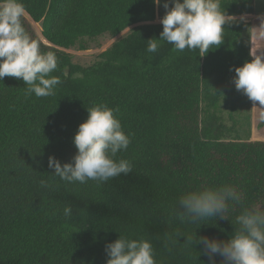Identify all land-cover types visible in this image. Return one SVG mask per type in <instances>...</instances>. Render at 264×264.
I'll list each match as a JSON object with an SVG mask.
<instances>
[{"label": "trees", "instance_id": "obj_1", "mask_svg": "<svg viewBox=\"0 0 264 264\" xmlns=\"http://www.w3.org/2000/svg\"><path fill=\"white\" fill-rule=\"evenodd\" d=\"M23 3L42 34L27 16L25 27L42 51L58 57L52 75L62 83L54 95L38 98L25 95L22 79L0 80V264H106L105 244L120 233L151 239L157 264H208L199 255L202 245H187L183 235L227 239L235 225L227 219L197 229L180 223L172 211L178 196L229 183L249 204H264V140H226L217 125H201L223 99L242 97L233 78L236 67L253 59L248 23L235 18L227 24L221 46L203 57L174 52L168 43L148 53V39L159 38L163 25L143 24L85 67L65 49L78 43L86 49L85 37L154 21V0ZM222 8L232 16L252 13L254 0H222ZM98 103L119 109L132 136L118 156L133 170L107 183L69 184L51 173L49 157L73 160V138L88 107ZM41 179L51 188H41ZM68 204L73 215L65 218Z\"/></svg>", "mask_w": 264, "mask_h": 264}, {"label": "clouds", "instance_id": "obj_2", "mask_svg": "<svg viewBox=\"0 0 264 264\" xmlns=\"http://www.w3.org/2000/svg\"><path fill=\"white\" fill-rule=\"evenodd\" d=\"M166 10L160 20L163 31L159 38L148 39L146 51L155 53L163 43L174 52L198 51L203 57L219 48L224 41L226 25L235 17L222 8V0H154ZM27 15L23 0H0V80L22 79L26 96L47 97L55 94L62 83L52 75L58 68V57L42 51L41 42L26 29ZM253 59L235 68V87L254 105L264 106V53L250 51ZM89 115L73 138L77 152L70 162L61 163L49 157L48 167L55 177L73 184L88 181L107 183L133 170L130 160L119 157L131 143L117 115L118 108L98 103L88 107ZM40 187L51 184L40 180ZM63 216L73 215V206L63 208ZM182 224H216L227 219L235 230L227 239L210 236L183 235L189 246L202 245L199 255L208 257V264H264V204H249L245 193L229 183L200 186L183 191L172 209ZM196 248V247H195ZM106 264H157L153 242L148 238L119 237L105 244Z\"/></svg>", "mask_w": 264, "mask_h": 264}, {"label": "rangeland", "instance_id": "obj_3", "mask_svg": "<svg viewBox=\"0 0 264 264\" xmlns=\"http://www.w3.org/2000/svg\"><path fill=\"white\" fill-rule=\"evenodd\" d=\"M165 13L166 10L161 4V6H157L156 19L152 22L135 23L117 35L105 32L93 37H85L81 42L86 46V49H80V43H78L76 46L65 50L72 54L74 63L85 67L93 65L101 60L102 54L111 49L115 43L127 40L137 27L147 23H160ZM254 13L264 14V0H254ZM244 14L238 19L248 23L245 39L251 46L253 26L255 33L264 38V17L257 18L253 24L254 17ZM26 16L34 29L39 34H42L41 22H35L28 13ZM247 100L249 98L243 92L241 98L232 96L229 100L223 99L218 108L209 109V113L206 114L208 119L206 123L203 121L202 127L205 125H217L216 129L225 133L224 138L226 140L237 138L243 140H264V106L254 105L251 100L247 104ZM204 110H208L206 105ZM203 118H205V114Z\"/></svg>", "mask_w": 264, "mask_h": 264}, {"label": "crops", "instance_id": "obj_4", "mask_svg": "<svg viewBox=\"0 0 264 264\" xmlns=\"http://www.w3.org/2000/svg\"><path fill=\"white\" fill-rule=\"evenodd\" d=\"M244 14V13H243ZM243 14L241 15H236L234 16L236 19L240 18L243 16ZM244 15H248V16H252L253 18V24L255 23L254 20H256L257 18H262L264 17V14L261 13H245ZM252 41H251V50H253L254 52H257V54L260 53H264V38H262V36L257 35L254 31V26H253V34H252ZM253 103V102H252ZM253 105V104H252Z\"/></svg>", "mask_w": 264, "mask_h": 264}]
</instances>
